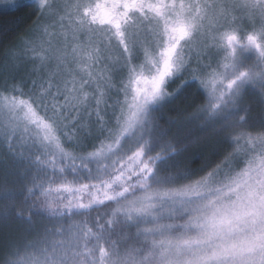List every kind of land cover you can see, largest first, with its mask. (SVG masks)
<instances>
[{
  "label": "snow or ice",
  "instance_id": "1",
  "mask_svg": "<svg viewBox=\"0 0 264 264\" xmlns=\"http://www.w3.org/2000/svg\"><path fill=\"white\" fill-rule=\"evenodd\" d=\"M12 6L0 264H264V0Z\"/></svg>",
  "mask_w": 264,
  "mask_h": 264
},
{
  "label": "trees",
  "instance_id": "2",
  "mask_svg": "<svg viewBox=\"0 0 264 264\" xmlns=\"http://www.w3.org/2000/svg\"><path fill=\"white\" fill-rule=\"evenodd\" d=\"M28 2H31V0H28ZM28 11L27 8L13 7L12 4L6 7H0V65L3 64V53L7 50H12L16 53L20 38L26 36L29 29L32 27L33 21L32 18L28 16ZM31 68L32 65L23 64L19 75L21 77L26 76L31 71ZM4 76L3 69L0 68V79H3ZM205 157L207 162L212 163V167H215L222 159L212 157L210 153H205ZM203 163H205V161L193 164L192 167L199 168ZM211 170L212 168L210 167L207 168L206 171ZM206 171L198 173V175L193 178L198 179L200 176L206 175Z\"/></svg>",
  "mask_w": 264,
  "mask_h": 264
},
{
  "label": "rangeland",
  "instance_id": "3",
  "mask_svg": "<svg viewBox=\"0 0 264 264\" xmlns=\"http://www.w3.org/2000/svg\"><path fill=\"white\" fill-rule=\"evenodd\" d=\"M11 4H12V0H0V7H6L7 5H11ZM53 42H55V41H53Z\"/></svg>",
  "mask_w": 264,
  "mask_h": 264
}]
</instances>
